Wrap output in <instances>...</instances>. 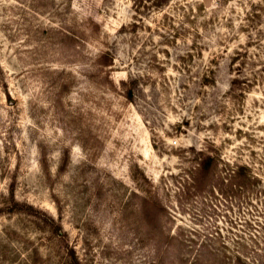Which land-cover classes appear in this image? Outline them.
I'll return each instance as SVG.
<instances>
[{
    "label": "rangeland",
    "instance_id": "obj_1",
    "mask_svg": "<svg viewBox=\"0 0 264 264\" xmlns=\"http://www.w3.org/2000/svg\"><path fill=\"white\" fill-rule=\"evenodd\" d=\"M0 264H264V0H0Z\"/></svg>",
    "mask_w": 264,
    "mask_h": 264
},
{
    "label": "trees",
    "instance_id": "obj_2",
    "mask_svg": "<svg viewBox=\"0 0 264 264\" xmlns=\"http://www.w3.org/2000/svg\"><path fill=\"white\" fill-rule=\"evenodd\" d=\"M235 81H239V79H236ZM210 157H207L204 161L200 162V166L202 165V170L205 172H209L211 169V165H207L210 161ZM235 177L239 178L240 180V187H247L248 185H252L258 181H260V178L253 173V169L250 165H240V169L235 172Z\"/></svg>",
    "mask_w": 264,
    "mask_h": 264
}]
</instances>
